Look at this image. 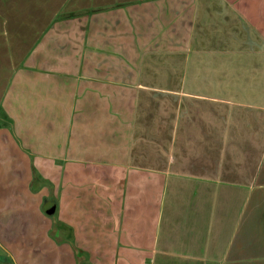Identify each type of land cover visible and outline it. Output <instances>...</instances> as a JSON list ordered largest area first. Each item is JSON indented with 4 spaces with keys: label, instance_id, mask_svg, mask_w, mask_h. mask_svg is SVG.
<instances>
[{
    "label": "crops",
    "instance_id": "0c3cea01",
    "mask_svg": "<svg viewBox=\"0 0 264 264\" xmlns=\"http://www.w3.org/2000/svg\"><path fill=\"white\" fill-rule=\"evenodd\" d=\"M0 232L35 264H264V0H0Z\"/></svg>",
    "mask_w": 264,
    "mask_h": 264
},
{
    "label": "rangeland",
    "instance_id": "374dc122",
    "mask_svg": "<svg viewBox=\"0 0 264 264\" xmlns=\"http://www.w3.org/2000/svg\"><path fill=\"white\" fill-rule=\"evenodd\" d=\"M14 225L15 224L12 225V229L14 228ZM1 235L2 233L0 234V242L10 249L11 255L5 253L4 250L0 248V264H35V262L32 261H28V262L23 261V257L20 254H18L17 247L8 246V244H6L5 239H3ZM20 258H21V262L19 261Z\"/></svg>",
    "mask_w": 264,
    "mask_h": 264
}]
</instances>
